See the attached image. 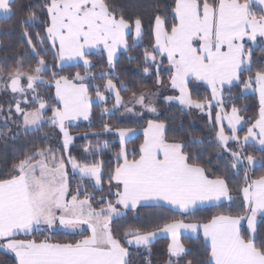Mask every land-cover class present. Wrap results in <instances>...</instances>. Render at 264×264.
Listing matches in <instances>:
<instances>
[{"label": "snow or ice", "instance_id": "obj_1", "mask_svg": "<svg viewBox=\"0 0 264 264\" xmlns=\"http://www.w3.org/2000/svg\"><path fill=\"white\" fill-rule=\"evenodd\" d=\"M23 7H14V0H0V14L7 19ZM28 8L31 9V5ZM41 10L46 12V19L42 32L35 34V43L29 28L23 26L39 23L37 13L29 10L19 21L22 35L27 37L31 53L37 58L35 66L23 71V61L17 59L15 66L7 71L6 87L14 96L23 94L15 103V114L22 117L19 129L25 133L38 131L48 123L63 134V148L36 146L25 151L7 172L0 171V251L14 256L15 264H131L130 247L144 248L150 255L155 239L166 234L169 240L166 264H264V235L258 233L257 226L258 216L264 217V173L252 178L255 168H264V155L245 154L250 144L264 153V60L259 61L261 66L253 71L256 41L258 37L264 38V0H174L171 11L163 14L157 7L151 21L153 42L144 49L142 57L145 65H156L157 85L163 83L159 65L162 58H167L168 80L179 95L165 96V102L178 101L181 110L195 108L202 113L208 110L209 124L214 123L217 128L216 143L230 157L224 161V169L237 176L243 169V186L239 189L243 195L241 212L233 215L230 210H220L210 218L193 222L166 218L162 226L151 230L128 226L122 234L117 233L113 223L126 216L124 210L135 211L138 206H170L183 217L206 203L219 207L224 201L231 204L234 198L223 176L213 178L211 169L206 166L207 160L201 161L199 154L186 151L182 142L167 139L164 120L147 121L139 154L137 156L133 149L131 159L127 144L135 129L113 127L105 122L101 131L92 133L99 137L112 132L119 137L120 144L115 167L107 172L108 192L111 195L115 188V200L103 194L98 199L94 197L84 181L103 192L104 163L99 158L81 162L70 154L73 136L67 130V122L90 118L93 98L89 95V85L83 81L89 77L96 79L97 75L108 78L102 85H94L95 99L107 104L109 96H114V103L110 108H102V114L112 115L123 108L121 116L142 115L135 112L137 105L143 111L157 113L152 99L155 93L132 90L125 99L121 91H129L126 81L120 80L119 85L114 82L118 79V51L127 52L139 46L144 37L143 18L136 15L126 19L109 0H45ZM246 40L253 46L246 47ZM48 42L53 52L52 64L41 55ZM260 44L264 48V39ZM101 46L107 56V70L102 68L94 74L89 71L93 62L88 57L91 49H101ZM128 59L140 57L130 55ZM69 61H83V74L76 71L59 75L52 71L51 78L45 79L43 73L50 67L63 69ZM3 71L0 67V72ZM143 73L150 74V67H144ZM22 78H26V86L21 84ZM190 78L206 83L211 97L194 99L188 87ZM38 83L55 84V103L51 105L50 116L44 115L49 104L37 90ZM236 85H241V95L252 89L259 97L258 115L248 123L243 137L239 135L247 122L240 114L243 106H237L233 93L226 95L224 91L226 86ZM29 92L32 93L31 103L36 106L22 108L21 103H29ZM213 104L216 106L214 121ZM229 104L230 111H225ZM8 112L5 124L12 119L11 106ZM225 120L230 134L225 131ZM195 142L203 143L199 138H195ZM230 143L235 147H229ZM108 146L109 141L98 140L95 146L91 142L85 144L83 151L85 156L96 157ZM68 164L73 175L80 177L75 191L66 171ZM94 201L99 207L94 206ZM245 220L246 229L242 226ZM57 227L79 233L80 238L68 242H53L50 236L17 238ZM201 233L204 258L185 260L191 249L182 242V236L200 240ZM146 264H151L147 258Z\"/></svg>", "mask_w": 264, "mask_h": 264}, {"label": "trees", "instance_id": "obj_2", "mask_svg": "<svg viewBox=\"0 0 264 264\" xmlns=\"http://www.w3.org/2000/svg\"><path fill=\"white\" fill-rule=\"evenodd\" d=\"M117 10L118 14L120 11L123 12L125 18H134L136 15H141L143 18L144 26V37L140 42L138 47L130 48L129 51H122L118 54V59L116 61V75L118 79L115 80L119 85L120 80H124L127 83L129 91H121L123 97L129 96L130 91L135 90L137 92L141 90L151 89L156 86V65H145L143 62V51L145 48L153 42L151 39V21L154 19V12L159 8V12L163 14L165 11L170 12L171 6L174 5V0H109ZM45 3V0H14V7L19 8L23 5V9L18 10L11 16L10 19L1 17L0 18V67L4 69L3 72H0L2 75H7L9 67L15 66L17 59H22L23 61V71H28L31 67L35 66L36 57L31 53V49L27 44V37L22 35V25L19 22L22 16H26L29 10H33L37 13L39 23L35 25H24L23 27H28L30 33L32 34L33 42H36V32H42L43 22L46 19V12L41 10V6ZM31 5V9L28 6ZM171 23V18H169V24ZM129 43L131 44V37H129ZM45 51L41 52V55L44 56L50 64L53 63V52L50 49V42L46 44ZM130 55H135L140 57L138 60L129 61L128 57ZM93 62V67L89 69L91 73L98 74L99 71L103 68L107 70V61L103 55L98 53H90L88 57ZM264 60V48L261 44L257 45L254 48L253 52V71L257 67H260L259 61ZM166 65V61L162 60L159 65V74L162 81H166L168 78L167 73L163 70V67ZM150 67V74L145 75L143 73L144 67ZM52 71L58 72L59 75H70L76 71H80L82 74L84 72L83 64L76 65H66L63 69L60 68H49V70L43 73L45 79L51 78ZM245 77L248 75L247 72L243 74ZM105 78H100L97 75V78L92 80L89 85V94H94L96 88L94 87V82L97 84H103ZM206 90V89H205ZM194 99H200L201 96L193 89H189ZM225 94L228 92L233 93L235 97V103L237 106H243L241 110V115L246 119V123L243 124L239 135L242 137L247 130L248 123L256 119L259 110V104L257 97L254 93H244L241 95V85H236L234 87L224 89ZM201 93V92H199ZM208 93V92H206ZM203 94V93H201ZM108 96V93H105ZM210 93H208V97ZM45 98L49 104V110L44 113L45 116L51 115V105L53 104L52 100L54 99V89L49 87L45 93ZM5 101L3 102V104ZM114 103V96H109L107 104L104 102H96L92 104V111L89 118L90 123L78 124L75 127H70V132L73 135V142L70 145V154L76 157L81 162L88 160L91 161L95 158H99L104 163V172L105 180L103 183V188L108 184L107 183V172L110 167H115V154L119 151V141L117 135L112 132L104 133L99 137L93 135L92 133L101 131L103 124L105 122L109 123L113 127H130L134 125H143L146 124L148 120H164L167 124L166 137L169 141L178 140L182 142L186 147L185 150L200 155L201 161L207 160V167L211 169L213 178L215 176H223L228 183L230 192L233 196V201L229 204L228 201L223 202L216 207L214 205L199 207L194 213L183 215L179 211L172 210L170 207L163 208H152L147 206H138V209L126 210V216L122 217L120 220H116L113 223V227L116 229L117 233L122 234L125 227L128 226H140L148 230L155 228L156 225L150 221L151 216L149 213L156 212H170L172 214L171 218H184L185 221H194V220H205L210 218L212 214L220 210H230L233 215L241 212L242 210V197L240 195V187L243 186L242 175L239 176L233 175L232 172H227L224 167V161L222 158L217 156V150L219 145L215 140V132L217 130L215 124L207 125L206 129L194 126L189 122L188 112L190 110H181L180 107H174L172 109H164L160 111L159 115L155 118L145 117L142 123H132L128 120H119L118 112L112 115L102 114L101 109L104 107H111ZM102 104V105H101ZM231 104L227 105L225 111H230ZM5 116V117H4ZM4 117V118H3ZM7 114L2 111L0 113V171L7 172L11 167L12 163L21 157L25 151L28 149H34V147H44L49 146L53 149L57 148L56 144H51L46 137V132L51 128L48 123H45L41 126L38 131L23 132L19 129V124L7 121L5 124V118ZM213 120V119H212ZM19 131V135H16ZM7 132L8 135L5 136L3 133ZM230 134L229 131H227ZM87 134V135H86ZM15 136V139H13ZM195 138H199L203 143H196ZM109 141V146L107 149H103L96 157L92 155L85 156L84 154V145L88 142H91L95 146L97 141ZM143 141V135L141 133L137 134L133 138L129 139L127 148L135 149L136 155L138 156L139 145ZM57 147H56V146ZM235 147V145H234ZM233 147V148H234ZM201 149L203 150L201 152ZM251 153L257 157L264 155L261 153L257 147L253 145H248L246 148V153ZM227 155H225L226 157ZM129 158H132L131 153ZM261 173H264V168H255L252 172V178L258 177ZM76 175H69L70 177V186L73 190V185L71 178ZM74 191V190H73ZM153 216V215H152ZM243 228L246 229V224H242ZM258 233L264 235V217L258 219ZM86 234V233H85ZM45 236H50L53 242H68L74 241L80 238V234L65 233L61 231L53 232H42V233H33L32 236L24 237L23 235L19 236L20 238H39L43 239ZM182 242L185 243L190 249L191 252L188 256H185L184 259H189L195 257V260H202L204 258L205 252L202 244V237L200 240H193L191 236L186 235L182 236ZM168 238H157L151 246V254L149 255L148 251L144 248L130 247L129 251L131 256L129 257L131 264H146V258L151 261V264H166L168 260L167 253V244ZM0 264H15L14 257L10 254H5L3 251H0Z\"/></svg>", "mask_w": 264, "mask_h": 264}, {"label": "rangeland", "instance_id": "obj_3", "mask_svg": "<svg viewBox=\"0 0 264 264\" xmlns=\"http://www.w3.org/2000/svg\"><path fill=\"white\" fill-rule=\"evenodd\" d=\"M261 39H264V38H259L258 37V39L256 41V46L257 45H260ZM245 46L246 47H252L253 44H252V42L246 40L245 41ZM122 51H124V50L123 49H120L118 51V54L120 52H122ZM90 53H98L100 55L102 54L103 57L105 58V60L107 61V56H106V53H104L102 51V46H101V49H91L90 50ZM162 60H165L166 61V65L163 67V70L167 73V75L169 77L170 72H169V65H168L167 58L164 57V58H162ZM79 63L80 64H83V61H79L78 63L76 61H69V62H67L66 65H76V64H79ZM92 80H94V79H91L89 77L88 79H86L83 82L86 84L87 82L90 83ZM8 83H9V81H7V75H2L0 73V113H2V111H4L7 114V117H8L9 116L8 109L11 106L12 107V119H9L8 121L9 122H13V123L20 124V122L22 121V117H17L16 116V114H15V103H16V100L17 99H22L23 98V94H17V95L14 96L12 94V92H11V89L8 88V87H6V85ZM21 84L24 85V86L27 85L26 78H22L21 79ZM96 84L97 83L94 82L93 85H96ZM49 87H51V88L54 89V99L52 100V102L55 103V84L54 83H52V84H45V85H41L39 83L37 84V90L43 96H45V93H46V91H47V89ZM188 87H189V89L191 88L194 91H196L198 94H200L201 98L208 97V93H210V96L209 97H211V89L203 81H196V80L190 78L189 79V83H188ZM146 90L151 91L152 93H155L156 94L155 96L152 97V99L155 101V106L157 107V113H151V112L143 111L140 108V106L137 105L135 107V112H137V113H141L142 112V115H134L132 113H128V114H125L124 116H121L120 113H122L124 111V109L123 108H120L117 111L118 112V118H119V120H128V121H130L132 123H137L138 124V123H142L145 120L144 119L145 117H150V118L157 117L159 115L160 111L162 110V108H164V109H172L175 106L181 108V106L179 105V102L178 101L165 102V100H164V97L165 96H178L179 95V91L172 88V86H171L168 78H167L166 81H164L162 83V85H158V86H156L154 88L146 89ZM95 92H94V94H92V93L89 94L93 98L92 99V104H94L96 102H100V101H97L95 99ZM199 92H201L203 94H201ZM206 92H208V93H206ZM246 93H254L256 95V97H257L258 104H259L258 94H256L252 89L247 90ZM31 95H32L31 92L27 93V96L29 98V103L28 104L21 103V107L22 108L31 109V108H33V107L36 106L35 104L31 103ZM127 97L128 96H126L125 99H127ZM4 101H5V103L3 104ZM131 106L132 105L129 104V107H131ZM186 110H190L188 112V118H189V122L192 125L199 126V127H202V128H205L206 129L207 125H209V116L207 114V111H208L207 109H205V112H203V113L200 110L195 109V108L186 109ZM215 115H216V106H215V104H213V107L211 109V117H212L213 121L215 120ZM89 123H90L89 119L88 120H85L83 117H80V118H78L76 120H72V121L67 122V124H68V129L67 130H68L69 134L72 135L71 132H70V127L71 126L72 127H75L78 124H85V125H87ZM145 127H147V123L146 124H143V125H134V126L128 127V128L135 129V132L131 135L130 139L133 138L134 136H136L139 133H141L143 135V139H144L143 130H144ZM224 127H225V131L227 133V131H229V130H228V125H227V121L226 120L224 121ZM46 137L50 141L51 144H53V143L56 144L58 146L57 147L55 145L57 148H63V145H62L63 134L59 131L58 128H52L51 127L46 132ZM117 138H118V141H119V137L118 136H117ZM229 147L233 148L234 147V144L233 143H230L229 144ZM128 150H129V153H132V149L128 148ZM225 155H227V156L225 157ZM217 156L220 157V158H222L223 160L230 159L228 153L223 152V150H221L220 148L217 150ZM129 159H131V158H129ZM66 171L68 172L69 175H73V170H72L70 164L67 165ZM227 172H231V171H227ZM240 174L243 176V169H241ZM71 181H72V185H73L72 186L73 187V190L75 191L76 185L80 182V177L78 175L72 176ZM89 185H90V182L87 181V180H85L84 181V186L87 188L88 191L92 192L93 195H94V197H96L97 199L103 194L107 199L115 200V195H114L115 188L112 189V194L110 195L109 192H108V188H109V185L108 184L105 186V188H103V192H101L100 190H97V189H93ZM240 195H241V197L243 199V195H242L241 192H240ZM81 197H83V189L81 190ZM93 203H94V206L95 207H99V205L96 204L95 201ZM167 207H170V206H167ZM124 211H126V210H124ZM160 214H161L160 216L153 215L150 218V221L152 223H154L156 225V227L157 226H162V224L164 223V221H165L166 218L170 219L172 217V214L170 212H164V211H162V212H160ZM260 217L261 216H258L257 220ZM186 222H192V221H186ZM246 225H247V221H246ZM84 227H86V226H84ZM52 231H48V232H52ZM164 237L167 238L166 234H160L158 236V238H164ZM168 259H169V257H168ZM181 264H182V262H181Z\"/></svg>", "mask_w": 264, "mask_h": 264}, {"label": "crops", "instance_id": "obj_4", "mask_svg": "<svg viewBox=\"0 0 264 264\" xmlns=\"http://www.w3.org/2000/svg\"><path fill=\"white\" fill-rule=\"evenodd\" d=\"M1 17H3V14H0V18ZM224 202H226V201H224ZM204 206H210L209 204H205V205H202V206H200V207H204ZM258 221V220H257ZM243 223H245L246 224V220L245 221H243L242 222V224ZM246 228H247V225H246ZM53 231H61V232H65V233H71V232H68V231H65V230H63L62 228H60V227H57L55 230H53ZM52 231V232H53ZM77 234H79V233H77ZM190 236V235H189ZM201 237H202V233H201ZM17 238H20V237H17ZM20 239H22V238H20ZM202 239H203V237H202ZM14 257V256H13Z\"/></svg>", "mask_w": 264, "mask_h": 264}]
</instances>
